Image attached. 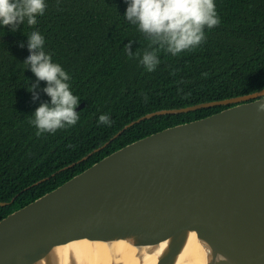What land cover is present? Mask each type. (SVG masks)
Wrapping results in <instances>:
<instances>
[{
  "label": "water",
  "instance_id": "95a60500",
  "mask_svg": "<svg viewBox=\"0 0 264 264\" xmlns=\"http://www.w3.org/2000/svg\"><path fill=\"white\" fill-rule=\"evenodd\" d=\"M218 104L228 106L136 139L1 218L0 264H264V87L136 121ZM158 228L175 236L160 252L149 247Z\"/></svg>",
  "mask_w": 264,
  "mask_h": 264
},
{
  "label": "trees",
  "instance_id": "16d2710c",
  "mask_svg": "<svg viewBox=\"0 0 264 264\" xmlns=\"http://www.w3.org/2000/svg\"><path fill=\"white\" fill-rule=\"evenodd\" d=\"M214 2L220 24L205 28V41L193 49L176 56L161 51L153 72L140 63L152 49L124 17L127 0H45L35 26L25 20L13 32L0 24V200L8 203L0 205V219L122 146L228 105L139 117L264 87V0ZM33 31L44 36V51L71 76V91L84 103L75 126L39 136L31 119L51 97L23 63ZM129 44L139 57L129 58ZM34 84L36 100L28 91ZM102 114L110 115V125L98 123Z\"/></svg>",
  "mask_w": 264,
  "mask_h": 264
},
{
  "label": "clouds",
  "instance_id": "9594fccd",
  "mask_svg": "<svg viewBox=\"0 0 264 264\" xmlns=\"http://www.w3.org/2000/svg\"><path fill=\"white\" fill-rule=\"evenodd\" d=\"M128 7L124 17L138 30L146 35L151 51L143 53L140 63L148 72L156 70L160 64L161 51L176 56L186 50L193 49L206 39L205 28L212 29L220 24L214 0H127ZM45 0H0V24L10 27L11 31L19 30V25L25 20L27 25L35 26L37 17L43 16L46 10ZM28 36L30 55L23 62L30 67L38 78L45 81L47 87L43 91L51 97V104L42 103L35 110L31 123L38 129L37 135L55 133L58 129L72 127L80 119L76 108L80 97L71 91V76L59 63L53 61L51 54L44 51L45 38L39 31H33ZM129 58L139 57L137 50L132 53L131 44L126 46ZM27 68V69H28ZM38 84L31 85L29 92L33 99L39 98L36 93ZM264 111V104H260ZM98 123L111 124V117L102 114ZM211 253L213 250L208 249ZM49 259L54 262V255L49 253ZM216 264L227 261L223 254H216Z\"/></svg>",
  "mask_w": 264,
  "mask_h": 264
},
{
  "label": "bare ground",
  "instance_id": "6f19581e",
  "mask_svg": "<svg viewBox=\"0 0 264 264\" xmlns=\"http://www.w3.org/2000/svg\"><path fill=\"white\" fill-rule=\"evenodd\" d=\"M173 239L175 236L168 235L163 229L158 228L149 239V247L160 252Z\"/></svg>",
  "mask_w": 264,
  "mask_h": 264
}]
</instances>
